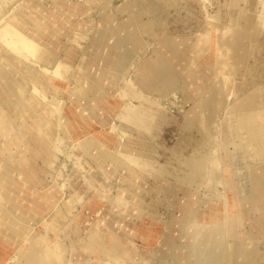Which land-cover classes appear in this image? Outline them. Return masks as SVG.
I'll list each match as a JSON object with an SVG mask.
<instances>
[{
  "label": "rangeland",
  "instance_id": "obj_1",
  "mask_svg": "<svg viewBox=\"0 0 264 264\" xmlns=\"http://www.w3.org/2000/svg\"><path fill=\"white\" fill-rule=\"evenodd\" d=\"M136 1L141 13L138 17L146 23V27L138 30L145 45L138 49L139 51L132 50V55L126 60L121 71L104 68L106 77L98 79L97 83H91L88 92L77 96L76 91L83 83V75L79 78L82 69L78 67L84 61H92L89 46L94 29L104 24L103 17L107 12L115 14L119 23L126 21L129 15L120 10L124 0H0V70L15 66V72L10 75L23 82L24 98L35 97L42 102L46 111L41 115L46 118L49 112L51 118L49 137L44 128L47 126L45 121H35L28 113L30 107L27 103L8 104L7 107L13 110L10 112L12 117L9 113H0V201L5 200L6 191L14 177L20 180L23 186L22 207L9 213V216H12L8 217L13 223L9 218H6L8 221L0 218L1 223H6L3 226L1 224L0 230H11L15 220L21 222V225H26L27 230L25 237L22 236L17 243H6L0 236V264H22V250L28 248L30 243L27 238L33 233H41L51 224L56 226V231L52 237L53 242L49 244L54 249H60L59 243L54 242H66L70 264H112L107 259L90 254L83 246L91 232L99 230L102 233L113 231L116 239L122 241L120 243L127 249L123 256L128 261L125 264H159L156 247L160 246V242L170 230L181 228L179 217L189 220V228L199 236L221 229L227 219H236L238 232L248 231L249 234H254V246L245 244L244 249L242 248L246 254H243L242 264H264V219H261L264 207L260 203L251 204L245 199L252 194V182L250 178L245 177L249 174L248 165L251 164L250 169L256 170L258 167L260 169L261 163L258 160L252 161L251 158L249 161L241 156L226 159L228 154L235 152V147L220 133L222 123L226 121L225 111L210 122L212 139L217 144L212 148L210 160L207 162L211 166L216 161V165L221 168V180L213 181L211 176L207 175L200 186L181 187L176 185L174 177L182 175L180 171L174 170L179 164L175 151L191 154L194 139L198 136L195 127L186 126V118L191 116L197 103L198 89L205 87L204 74H209L211 79L216 81L227 72L231 63L236 67L233 70L232 85L241 87L257 81L264 82V0H248L247 4L238 0H156L154 3H149L148 0ZM62 3L75 6L71 16L72 25L66 22L72 28L67 31L69 33L57 30L53 17L50 18L52 22H45L48 28V31H45L55 34V37L49 34L42 37V42L45 40L44 46L47 44L49 48L46 46V51L53 53L47 62L46 59H37L38 57L31 54L24 55L22 62L10 58L14 53L16 41L26 36L34 39L26 23H18L21 13L29 12L33 16L34 10L39 11L41 6L51 7L52 4H57V9L61 12L64 10ZM239 5L246 6L253 21L259 24L258 37L253 43L247 40V23L246 19L242 18L239 20L240 24L242 23L239 30H243L244 42L238 46L228 45L224 41L226 34L231 30L230 12ZM81 8H87L89 12L83 13ZM62 19L64 20V17ZM74 24L77 25L73 28ZM3 26L7 30L3 31ZM53 38L58 40L53 42ZM207 39L211 40L209 51L206 46ZM33 41L36 42L35 39ZM60 41L61 44H66V49H72L54 54ZM53 43L54 49L49 46ZM165 43H178L181 49L186 50L188 58L185 57L177 69L182 78L189 80L165 94H153L157 102L153 110L165 119L164 125H154L157 135L155 138L151 133L146 134L145 129L138 127L141 132L135 129L124 130L121 127L124 117L120 116L122 107L128 103L143 109L144 105L137 98L123 99V88L126 83L135 82L138 75L145 71V58L152 54V47L157 48ZM210 50L218 53L217 59L223 63V67L216 71L203 62L197 68L199 79L192 76L189 66L195 64L196 59H205ZM241 57L243 58L240 60ZM57 67L60 69L57 70ZM43 71L46 77H56L55 80H59L63 89L54 93L44 89L41 84L38 85L37 82L41 80L39 72ZM57 73L60 76H57ZM233 90L234 86L231 93H226L228 103H232L236 98ZM68 122H71L70 125ZM83 136L98 139L97 142L106 145L113 155L103 156L101 159L87 154L78 145L79 138ZM38 139L41 146L46 147V151L50 153L49 156L35 152L33 148L31 150V146L38 148ZM145 139L148 141L147 146L140 143ZM207 141L206 137L197 146V150L203 151ZM2 149L4 152L6 149L10 154L5 155L6 152ZM120 149L125 150L124 162L129 163L130 168L138 173L131 175L127 168L115 161L113 157ZM6 158L11 162L9 166L13 169L8 175L4 164ZM143 160L145 164L142 163ZM148 160L151 165H148ZM259 160L264 164L263 160ZM240 162L243 165H240ZM163 164L172 174L157 172L156 165ZM142 168L147 169L144 176L140 172ZM231 181H236V189L231 188ZM254 186L257 187L258 184L254 182ZM35 200L36 204L33 203ZM183 201L188 203V209L181 203ZM246 206H250L248 211ZM59 207L62 208L61 214ZM241 213H245L246 217L239 223L237 218ZM192 218L194 219L191 221ZM257 219L260 223L259 231L251 225ZM253 254L256 260L255 256L254 260L251 257ZM115 261L119 264V261Z\"/></svg>",
  "mask_w": 264,
  "mask_h": 264
},
{
  "label": "bare ground",
  "instance_id": "obj_2",
  "mask_svg": "<svg viewBox=\"0 0 264 264\" xmlns=\"http://www.w3.org/2000/svg\"><path fill=\"white\" fill-rule=\"evenodd\" d=\"M148 1L149 3H154L156 0H148ZM238 1L243 3L246 2L247 4L248 0H238ZM52 5L51 7L41 6L39 11L34 10L32 12L33 16H31L29 12L21 13L19 18L20 20L18 23L21 22L26 23L28 30H31V36L33 35V38L36 40V42L33 41L34 39L31 40L30 37L27 36L23 37V39H19L18 41L15 42L16 46L13 47L14 53L11 54L12 57L9 56L10 58L12 59L16 58L19 61L21 60L23 61V58L25 57L24 55L31 54L36 58L38 57L37 59H43L44 61L46 59L45 62H47L50 54L53 55V53L51 52L52 50H50L51 52L50 54L48 53L49 51H46L48 46L47 44L44 46L45 40L44 42H42V37L44 35L49 34V36L54 35L55 37V34H52V32L48 33L45 31V30L48 31L45 22H52L50 18L53 17L54 18L53 22L56 25V27H58L57 30L59 31L64 30L66 32L69 31V29L72 28L71 26H69V24L72 25L71 16L74 13L75 6L62 3L61 6L64 7L63 8L64 10L60 12L58 10L59 8L57 7V4H52ZM138 9H139V5L137 4L136 0H124L120 10L127 12L129 18L121 23L117 21L115 14H111L108 12L104 14L103 17L104 24L94 29V33L90 39L91 45L89 47L91 48L92 61L90 62L84 61L78 67L82 69L81 70L82 73L81 76H79V78L82 77L83 75V83L76 91L77 96L88 92L90 90L89 86L92 85L91 83L93 82L97 83L98 79H102L106 77L105 73H103L104 68L114 69V70L117 69L121 71V68L124 67L126 60L130 57V55H132V50L139 51L138 49H141L145 45V42H143V40L141 39V35L139 31L143 27H146V23L142 21L140 17H138L141 14ZM80 10L83 13L89 12L87 8H84V10L81 8ZM248 10L246 9V6L243 5H239L238 7L232 9V11L230 10L231 30L225 36L224 42L226 44L228 45L232 44L238 46L239 44H242L244 42L243 33H242L243 30H239L241 29L240 26L242 24V23L240 24L239 20H241L242 18H245L247 23L246 26L247 31L245 32L247 34V40L252 42L253 40H256V38L258 37L259 24L253 21L252 15ZM62 17H64V20L62 19ZM28 22L32 24V26ZM66 22L69 24H67ZM76 25L77 24H74L73 28ZM243 25L245 26V24ZM4 27L5 26H3L2 28ZM217 27H220V25H217ZM148 28H150L149 24H148ZM5 30L7 29L4 28L3 31ZM55 39L53 38L52 41ZM210 43L211 40L207 39L206 46L208 51H209ZM23 44L25 45V47H23ZM177 44L172 43L171 45H167L165 43L157 48L152 47L153 49L152 54H150V56H146L145 58V69H144L145 71L138 75V77L135 79L136 80L135 82H128L127 80L128 83L125 84L121 96L123 97V99L128 98V100L132 98H137L141 100V103H143L144 106L143 109H140L139 107L130 106L127 103L126 106L122 107V112L120 113V116L124 117L122 118L123 120L121 121L122 122L121 127L124 130L132 131L133 129H135L141 132V130L139 129H145L146 134L151 133V136L155 138L157 135H155L154 132L155 131L154 125L158 123L164 125L163 122L165 119H163L161 115L155 113V110H153V107H155L157 104L153 94L156 93L165 94L172 89L173 90L177 89L180 86V84L188 82L189 80L188 78L186 79L182 78V75H180V73L178 72L177 68L179 67L183 59L185 57L188 58V56H186L187 55L186 50L181 49L179 47V44L178 45ZM51 45L49 46L52 48L55 46L54 43L52 46ZM66 48H67L66 44L65 43L61 44L60 41L56 45L54 54L55 53L61 54V51L62 52L69 51L72 49V48L69 49ZM248 52L249 51L247 50V54ZM217 55L218 53L216 51L210 50V54L207 57H205V59L202 58L196 59L197 61L196 62L194 61L195 64L189 66V70L191 71L192 76L197 77L199 79L197 68L201 66L203 62H206V64L209 65L212 70L218 71L221 67H223V63L218 61L217 58L219 55L218 56ZM249 57H250V53H249ZM242 58L243 57H241L240 60ZM60 63L61 64L59 65L61 66L62 62ZM14 67L15 66H11L10 69L8 70L7 69L0 70V113L2 112L9 113V115H11L12 117L13 114L11 113L13 112V110L7 107L8 104L27 103L28 107H30L28 113L32 115L35 121H39V120L45 121L47 126H44V128L47 132L46 134L49 136L48 133L51 129L49 126L51 122V118H49L50 113L48 112L49 115L48 117L45 118V116L41 115L43 111H46L45 105L42 102H39L35 97L33 98L31 96H30L31 98L29 99L24 98L23 95L25 93V88L23 82H21V80H17L16 78H13L10 75L11 73L15 72ZM234 68L236 67L230 63V67L227 70V72L223 73V76L221 78L219 77L220 79L216 81L211 79L209 74L207 73L204 74L205 77L204 81L206 82L205 87L202 86L201 88L198 89L197 92L198 97L196 99L197 103L193 107L191 116H187L186 118V126L188 128L195 127L198 131V136L194 139L193 151L191 154L186 155L180 150L175 151L177 154V158L179 160V164L177 167L174 168V170L177 172L180 171L182 173V175H174V177L176 178V185H180L181 187L188 185L200 186L202 185V182L207 177V175H210L213 181L217 182L221 180L222 178L221 168L218 165H216V161H214V164L212 163L211 166L207 162H209L210 160L211 151H213L212 148L216 146L215 140L212 139V129L210 127V122L213 121L216 117L221 116L222 111H225L226 121L222 123V126L220 128L221 130L220 133L224 138H228L229 141H231L235 147V152H233V154H228L227 158L226 157L225 158L229 160V157L233 158L235 156L238 157L241 156L245 159L251 158V160L253 159L252 161H256L259 159L264 160V82L257 81L251 85L245 84L244 86L241 87H237L235 84L232 85L233 83L232 75ZM56 69L58 70L60 68L57 67ZM86 73H88V75ZM39 74H41L40 77L41 80L40 82L37 83H39L38 85L41 84V86L44 89H48L49 91L54 93L59 92L63 89L62 85L59 84V80H55L56 77L49 78L47 76L48 77L47 78L45 75L46 73L44 74V71L43 73L39 72ZM57 74H58L57 76H60L59 73ZM251 77H253V75ZM232 86H234L233 92L236 93L235 94L236 98L233 100L232 103H228V98L226 93L227 92L231 93ZM38 106L41 107L39 108ZM133 125H135L136 127H134ZM48 136H46V138H48ZM19 137H21V135H19ZM206 137L208 138L207 141L208 143L207 145H205V149L203 151L197 150V146L201 144ZM79 139L80 142L78 145L87 154L90 153L101 159L103 156L113 155L112 153H110L109 148H107L106 145L104 146L101 143L97 142L98 139L95 140L90 136H83ZM140 143L145 146L148 145V141L146 139L140 141ZM37 144H38V148L31 146V150L34 149L35 152L36 151L41 152L45 156H49L50 153L46 151L45 149L46 147L43 148L41 146L40 139L37 140ZM43 144L44 143H42V145ZM2 151L4 152L3 149ZM123 152H125V150L120 149V151L115 153V156L113 157L115 161L121 164L122 167L127 168V171H129L131 175L138 173L130 168L129 163L124 162L125 159H123V154L125 153ZM8 153L9 152H6L5 155ZM4 162L6 167L5 171L7 172L8 175V172L13 171L12 167L9 166L11 162L7 158L6 161ZM142 163H144V160ZM149 164L151 165L150 160H148V165ZM240 165L243 164L241 163ZM250 165H248L249 174L245 177H247L248 179L250 178L252 182V194L250 195V197L249 196L245 197V199L247 202H250L251 204L260 203L264 207V185H259L260 188L254 186V182L260 184L259 182H261V180H264V164L261 170L250 169ZM155 169L157 170V172L162 174L163 173H166L167 175L172 174L168 172V167L164 164L159 166L156 165ZM5 171H3V173ZM140 172L143 173L142 176H144V173L147 172V169L142 168ZM4 184L6 185V183ZM9 185L10 187L7 189L5 194L6 195L4 200L5 202L3 200L0 201V203H2V205L0 206V218L1 220L3 219L4 221L6 218L8 219L10 216H12V215L9 216L10 212H12L15 208L19 210L23 205L22 204L23 195L21 194V190L23 189L22 188L23 186L20 180H17L14 177ZM230 185L231 188L233 189H236L238 187V185H236V181H231ZM39 198L41 199L40 196ZM39 198L37 200H39ZM33 203L36 204V200L33 201ZM181 203L186 209L189 208L188 203L186 201H183ZM245 208H247L246 211H248L250 209V206H246ZM61 209L62 208L59 207L58 211L60 214H61ZM245 217L246 214L241 213L239 218H237V221L240 220L239 223H241V220L244 219ZM261 217L264 219V212H262ZM179 219H180L179 223L181 225V228L170 230L166 234V237H164L163 240L160 242V246L156 247L157 259H159L160 261L159 264H242V257L243 254H245L243 253L242 248L245 246V244L253 245L252 242L254 239L252 238V236L254 234H249L248 231L243 233L238 232L237 227L239 225L238 222L236 223L235 221L236 219H227L225 220L221 229L203 233L201 234V236H199L198 233H196L194 230H191L189 228V222H190L189 220H187L184 217H179ZM193 219L194 218H192L191 221ZM1 220H0V226L1 224L3 226L5 222L1 223L2 222ZM9 220L11 221L12 219L9 218ZM15 221L16 223L15 225L13 224L14 227L11 230L8 231V228L7 231L3 230V228H2L3 230L2 232L0 230V236H2L1 239L4 240L6 243H17V241L21 240L22 236L25 237L24 234L27 231L25 227L26 225H21L20 224L21 222L18 223L17 220ZM176 221L178 222V220ZM258 221L259 220H256L251 225L252 227H256L259 231L261 229L258 226L259 223ZM11 223H13V221H11ZM48 231L51 232L56 231V226L54 224H51L41 233H35V234L33 233L27 238V240H29L30 243L28 248H24L22 250L23 251L21 255L22 264H25L26 259H28L29 255H31L32 253H34L35 255L40 253V248L43 242H45L44 235H46ZM95 236H97L98 239ZM95 236H93L92 238L89 237L87 243L83 244L84 248L89 250L90 254L95 255L100 259L101 258L107 259L108 261L112 262V264L117 263L115 260L119 261V264H125L126 262H128L123 257L124 254L127 252V249L124 248L123 245L120 243L122 242L120 239H116L113 231L105 232V233H97V235ZM262 236L264 237V235ZM93 245L95 246V248L96 246L101 247L100 248L101 250H99V247L96 248L95 250ZM101 252L105 253L104 256L102 255ZM256 252L257 251L255 250V253ZM254 256H255L254 254L253 256H251L253 257V260H254ZM255 260H256V256H255ZM253 262L254 261H252V263Z\"/></svg>",
  "mask_w": 264,
  "mask_h": 264
},
{
  "label": "crops",
  "instance_id": "obj_3",
  "mask_svg": "<svg viewBox=\"0 0 264 264\" xmlns=\"http://www.w3.org/2000/svg\"><path fill=\"white\" fill-rule=\"evenodd\" d=\"M177 125H178V122H177ZM178 127V126H177ZM259 161V163H261V167H260V170H261V168L263 167V162L262 161H260V160H258ZM264 161V160H263ZM259 168V167H258ZM257 168V169H258ZM263 173V172H262ZM260 184H258V186H257V188H260V186L259 185H264V180L262 181L261 180V182H259ZM135 202V201H134ZM136 203V202H135ZM261 219H263L262 217H261ZM258 220V219H257ZM259 222V221H258ZM111 232V231H110ZM54 233H55V231H48V233L46 234V235H44V237H45V239H44V241L45 242H43V244H42V246H41V248H40V253L39 254H34V253H32L31 255H29V257H28V259H26V262H25V264H59V263H61V264H70L69 263V258H68V246H67V244H66V242H63L62 240L60 241V240H57L56 242H54V243H59L58 245H59V247H60V249H58V248H53V246L52 245H50L49 244V242H53L52 240V237H53V235H54ZM97 233H102V231L101 230H99V231H94V232H91V234H90V237L92 238L93 236H95V235H97ZM103 233H105V232H103ZM48 236V237H47ZM47 237V238H46ZM96 238H97V236H95ZM49 238V239H48ZM95 238V239H96ZM52 239V240H51ZM98 239V238H97ZM87 241H88V239L84 242V243H87ZM97 241V240H96ZM63 242V243H62ZM93 242V241H92ZM133 242H135V241H133ZM48 244V245H45V244ZM50 245V246H49ZM90 245V244H89ZM57 246V245H56ZM92 246V245H91ZM94 246V245H93ZM99 246H96V248H98ZM43 248V249H42ZM96 248H95V246H94V249L96 250ZM101 247H99V250H101L100 249ZM98 250V251H99ZM102 253V255L104 256V252H101ZM53 257H54V260H53ZM67 257V258H66ZM35 259V260H34ZM0 260H1V255H0ZM29 261V262H28ZM58 261V262H57ZM60 261V262H59ZM51 262V263H50Z\"/></svg>",
  "mask_w": 264,
  "mask_h": 264
}]
</instances>
